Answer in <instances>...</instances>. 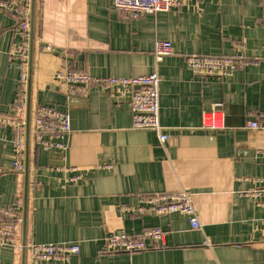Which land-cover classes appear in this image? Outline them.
Masks as SVG:
<instances>
[{
	"label": "crops",
	"instance_id": "0c3cea01",
	"mask_svg": "<svg viewBox=\"0 0 264 264\" xmlns=\"http://www.w3.org/2000/svg\"><path fill=\"white\" fill-rule=\"evenodd\" d=\"M179 1L127 20L111 0H34L30 127L36 107L47 105L69 113L71 132L62 152L29 137L26 243L79 245L78 255L56 264H264V207L247 194L264 187V131L248 127L264 113V60L221 80L194 77L185 63L189 55L262 58L264 0ZM16 27L0 10V118L13 116L19 85L20 62L8 54L20 41ZM158 41L170 42L172 54L157 62ZM60 69L100 78L156 73L167 141L132 129L129 97L116 88L68 96L54 78ZM213 109L224 128L202 130L203 113ZM12 142V128L0 123V208L18 194L23 200ZM181 190L191 196L198 230L178 213L131 211L141 197ZM149 227L165 233L161 248L105 251V236ZM0 263L22 264L21 253L0 244Z\"/></svg>",
	"mask_w": 264,
	"mask_h": 264
},
{
	"label": "built area",
	"instance_id": "2783aa9c",
	"mask_svg": "<svg viewBox=\"0 0 264 264\" xmlns=\"http://www.w3.org/2000/svg\"><path fill=\"white\" fill-rule=\"evenodd\" d=\"M31 0H0V10L9 14L17 21V31L20 41L13 43L9 56L20 62L19 85L16 95L13 116L0 118V123L8 125L13 130V161L12 168L16 173H22L25 152V120H26V90L29 52V21ZM112 7L122 18L133 20L143 14L167 12L177 8L179 0H111ZM49 46H47V50ZM172 54L170 42L158 41L154 48V58L158 62L163 57ZM237 56H207L189 55L185 63L194 77L225 79L234 72L243 70L249 63L262 58L252 59ZM55 80L65 89L68 96L86 97L89 88L102 90L116 88L122 95H128L131 113V127L134 130H150L157 134L158 140L164 144L168 135L159 121V77L156 73L128 78L91 77L83 70L60 69L54 74ZM201 129L218 131L224 128L223 114L219 109H213L202 115ZM253 130L264 131V113H258L256 118L248 123ZM71 132L68 112L59 111L47 105L36 107L29 137L33 144L44 151H65V141ZM102 168H110L103 165ZM75 181V179H71ZM251 195L259 206L264 207V187L254 189ZM23 200L20 194L13 201L0 208V244L11 247L15 253H21L20 239L21 213ZM138 216L152 214L155 216L178 213L187 217L192 230L201 228L196 217L191 196L181 190L177 193H159L138 200V206L131 210ZM165 233L159 227H149L141 230L138 236H132L124 231L113 232L104 238L105 251L134 253L150 248H161ZM26 254L30 264L67 263L79 254L76 243L56 244H26ZM1 264V263H0Z\"/></svg>",
	"mask_w": 264,
	"mask_h": 264
},
{
	"label": "water",
	"instance_id": "95a60500",
	"mask_svg": "<svg viewBox=\"0 0 264 264\" xmlns=\"http://www.w3.org/2000/svg\"><path fill=\"white\" fill-rule=\"evenodd\" d=\"M34 0H31L30 8V46L28 52V75H27V90H26V120H25V153H26V163L24 167V186H23V206H22V217H21V258L22 264H25V246H26V209H27V153L29 144V129H30V79H31V55H32V39H33V15H34Z\"/></svg>",
	"mask_w": 264,
	"mask_h": 264
},
{
	"label": "bare ground",
	"instance_id": "6f19581e",
	"mask_svg": "<svg viewBox=\"0 0 264 264\" xmlns=\"http://www.w3.org/2000/svg\"><path fill=\"white\" fill-rule=\"evenodd\" d=\"M27 244V243H26ZM26 251V250H25Z\"/></svg>",
	"mask_w": 264,
	"mask_h": 264
},
{
	"label": "trees",
	"instance_id": "16d2710c",
	"mask_svg": "<svg viewBox=\"0 0 264 264\" xmlns=\"http://www.w3.org/2000/svg\"><path fill=\"white\" fill-rule=\"evenodd\" d=\"M71 70H73V69H71Z\"/></svg>",
	"mask_w": 264,
	"mask_h": 264
}]
</instances>
